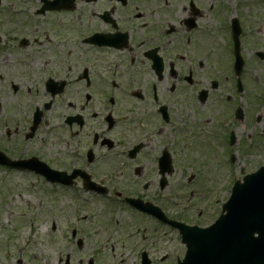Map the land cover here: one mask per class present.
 Segmentation results:
<instances>
[{
    "label": "flooded vegetation",
    "instance_id": "flooded-vegetation-1",
    "mask_svg": "<svg viewBox=\"0 0 264 264\" xmlns=\"http://www.w3.org/2000/svg\"><path fill=\"white\" fill-rule=\"evenodd\" d=\"M0 1V160L18 163L0 162V170L33 182L20 197H48L15 217L38 210L26 222L49 224L51 243L63 244L57 264H163L167 254L152 241L174 232L184 257L180 230L140 207L192 225L181 218L180 195L170 202L176 209L166 204L169 188L180 192L188 172L189 180L199 174L185 167H194L199 139L184 152L183 129L211 132L216 162L243 144L234 120L256 127L248 140L264 136V90L249 88L244 44L253 27L242 1L27 0L17 18ZM255 56L264 65V53ZM3 230L0 264H26L28 251L12 257Z\"/></svg>",
    "mask_w": 264,
    "mask_h": 264
},
{
    "label": "rangeland",
    "instance_id": "rangeland-1",
    "mask_svg": "<svg viewBox=\"0 0 264 264\" xmlns=\"http://www.w3.org/2000/svg\"><path fill=\"white\" fill-rule=\"evenodd\" d=\"M241 1L244 5L242 9L243 17L247 20L250 28L253 27L248 32L247 40H245L244 44L245 53L249 60L247 67L249 88L252 90L256 85H260L262 90H264V86L260 84L264 85V65L255 56L257 50L264 53V0ZM4 3L8 5V8L15 7V9H9V12L15 18H17L18 14H22V9H26L29 6L27 0H5ZM18 52L20 53L21 51ZM255 77L259 79V82L255 80ZM249 94L250 97L254 95L252 92H249ZM206 115L208 116V114ZM204 117L206 116L204 115ZM233 124H235L236 133L243 136V144L237 145L233 149V151L239 150V152H237L236 163L232 165L228 159L221 163L212 160V152L217 155L219 150L210 142L213 140L211 132L205 135L200 134L199 138L196 134L189 136L186 133V129L182 130L180 138L185 141L186 152L189 151V143L199 139L192 149L195 161L194 167L188 162L185 163L186 169L193 168L192 172L196 173L199 171V174L193 181L187 179L190 172L185 175L182 179L184 188L180 191L181 193L178 190L172 191L169 188L166 193L169 195L170 200L169 202L166 201V204L172 209L174 206L170 203L171 199L180 195L181 198L178 205H180V211L183 212L184 210L181 218L188 223L193 224L194 222V224L200 223L203 225V221H205L204 224L212 222L219 216L221 205L228 200L234 181L241 179L243 173L253 172L261 164H264V136L262 139H256L255 134H253V140H248V135H251L254 127L253 123H249L245 130H243L244 127L240 121L234 120ZM210 125H201V127H205L209 131ZM258 126L264 127V115H262V121ZM200 139L207 142H200ZM247 140L249 141L248 146L246 145ZM223 153H221L222 157L224 156ZM232 177H235V180H232ZM31 185H33V182L22 175L5 174L0 170V230L4 228L3 233L6 237V243L9 241L8 251L12 254V257L20 251H28L25 256L26 264H57V251L63 247V244L59 242L57 248H55V244L51 243L49 224L31 226L30 223L26 222L28 221L27 216L33 217L38 213V210L33 208L31 212L24 213L23 218L15 217L16 214H21L20 209L26 211L29 203L38 204L36 198L43 197L48 199L43 193L36 195L31 191L23 192L24 196L22 197L18 195L22 192L20 189H32ZM40 191L43 192V187H41ZM175 207L173 209H176ZM154 232H157L155 227L152 228V233ZM174 234L176 235L177 233L174 232ZM174 234L169 233L161 237L157 232L155 235H160V239L156 242L158 244L156 245L155 241H152L154 251L158 253H156L157 255L165 256L167 254L163 264H176L177 253L179 251H182L181 253L184 252L183 248H180L182 247L181 239ZM90 248L91 244L89 245ZM115 262L118 263L119 260H102L100 264H113ZM131 262L133 260H127L124 264H130Z\"/></svg>",
    "mask_w": 264,
    "mask_h": 264
},
{
    "label": "water",
    "instance_id": "water-1",
    "mask_svg": "<svg viewBox=\"0 0 264 264\" xmlns=\"http://www.w3.org/2000/svg\"><path fill=\"white\" fill-rule=\"evenodd\" d=\"M243 187L244 186H241V188H243ZM260 196H261V191L258 193V197H260ZM258 204L259 203L257 201H254L252 204L246 205V202H245V206L244 207H246V208L248 207V209H249L248 213H250L251 216L253 214L255 216V222L254 223H252V221L249 222L252 225L257 224L258 219H259V217L261 215V210L258 209V207H257ZM243 205H242L240 196L235 194L234 207L232 208L231 211H232L233 220H236L237 223L241 222V220H242ZM251 224H249L248 229H249V236L252 237V238L251 239H248V241L253 246V248L256 249V252L255 253H252V254L251 253L249 254V257H248V263L249 264L254 261L255 255L257 253H260L262 251L261 243L260 242H257V239L253 237L254 236V232H255L253 230L255 228ZM224 225H225V218H224V221H223V226ZM233 227H234V229L240 228V226L237 225V224H234ZM191 229H192L191 231H194L195 232V235L197 236V242L195 244L198 243V245H201V243L198 242L199 241V238H203L204 237V233L206 231H208V229L199 230L196 227L195 228H191ZM198 231H200V232H198ZM209 242H210L209 240H206V243H209ZM201 251H203V250H201ZM209 253L210 252H208V253L206 252L205 254L206 255H209ZM234 258H235V256H234Z\"/></svg>",
    "mask_w": 264,
    "mask_h": 264
}]
</instances>
